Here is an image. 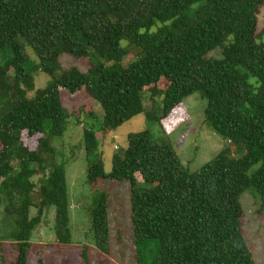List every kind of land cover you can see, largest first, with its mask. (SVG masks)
I'll return each mask as SVG.
<instances>
[{
  "label": "trees",
  "instance_id": "trees-1",
  "mask_svg": "<svg viewBox=\"0 0 264 264\" xmlns=\"http://www.w3.org/2000/svg\"><path fill=\"white\" fill-rule=\"evenodd\" d=\"M261 13L264 0H0V199L16 226L15 264H29L32 233L51 206L57 243L72 241L66 170L52 139L68 128L63 95L77 91L100 104L102 133L144 112L164 132L163 121L183 122V100L199 92L207 100L205 122L228 143L213 159L191 172L172 144L157 143L144 129L116 150L111 173L101 161L89 165L87 181L129 182L134 242L159 246L152 264H256L240 225V198L253 188L264 210ZM66 55L89 59L87 71L65 68ZM40 72L50 80L36 88ZM24 135L39 136L34 148ZM83 143L87 159L98 154L93 129H84ZM92 230L98 250L108 253L104 192Z\"/></svg>",
  "mask_w": 264,
  "mask_h": 264
},
{
  "label": "rangeland",
  "instance_id": "rangeland-1",
  "mask_svg": "<svg viewBox=\"0 0 264 264\" xmlns=\"http://www.w3.org/2000/svg\"><path fill=\"white\" fill-rule=\"evenodd\" d=\"M263 13L259 16V28L263 27ZM27 52L34 62H38L31 49ZM134 52V51H133ZM135 52H129L124 63L133 60ZM219 55V51H213L210 56ZM62 64L65 68L79 67L86 72L90 63L86 58L64 56ZM89 62V63H88ZM50 76L40 72L36 75L35 87L43 88L49 82ZM255 83L256 79H251ZM33 94V93H31ZM158 103L161 102L160 98ZM64 105L70 114L68 128L61 137H54L52 144L57 150L58 162L63 163L66 170V181L69 199V227L71 231V243L60 245L56 240L54 230L56 209L49 207L40 225H38L31 237V249L29 250L28 263L37 264L39 258L50 264H80L85 260L88 264H152L157 256L159 246L154 240L137 245L133 239V231L130 219V184L128 181L118 182L113 180L97 181L90 185L87 181L89 165L101 161L105 172L111 173L112 157L116 150L125 149L128 145V136L131 133L149 129L151 135L159 144L170 143L175 148L181 162L192 171H196L213 159L227 146V141L211 129L205 122L204 110L207 100L196 92L186 97L182 104L186 107L184 121L164 120L161 131L155 121L146 118V113H141L119 126L113 132L102 133L103 110L97 101L92 100L85 91H77L75 94L63 95ZM146 110L151 107L149 93L144 95ZM159 110H154V115L159 116ZM178 123V124H177ZM84 129H93L99 141V151L94 157L85 153L83 143ZM49 137V129L46 128ZM38 135L30 138L24 135L25 144L34 148ZM235 157L241 153L234 154ZM255 170L253 168L251 172ZM40 176L32 178L39 184ZM38 189V186L36 187ZM37 191V190H36ZM108 195V219L110 228V250L103 253L98 250L94 241L92 230V210L98 200L99 194ZM34 202L38 201V193L32 194ZM244 218L240 225L244 231V237L252 249L256 264H264V210H260L259 197L251 188L246 190L240 198ZM36 214L33 206L30 215ZM16 226L5 213L3 197L0 199V263L15 264L17 258L16 240L12 237ZM84 253V255H82Z\"/></svg>",
  "mask_w": 264,
  "mask_h": 264
}]
</instances>
